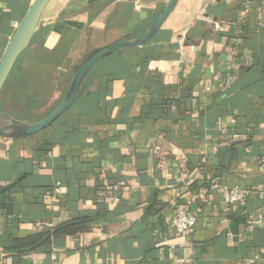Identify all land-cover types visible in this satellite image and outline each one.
<instances>
[{"label": "crops", "instance_id": "0c3cea01", "mask_svg": "<svg viewBox=\"0 0 264 264\" xmlns=\"http://www.w3.org/2000/svg\"><path fill=\"white\" fill-rule=\"evenodd\" d=\"M169 1L51 0L0 112L52 111L90 57L144 31ZM32 2L0 0V60ZM56 121L40 150L0 139V190L19 181L11 213L0 211V264H264V224L246 226L264 213V0H179L149 42L98 62ZM234 187L250 195L226 213L223 188ZM185 207L198 216L176 234ZM83 216L94 218L86 234L2 254Z\"/></svg>", "mask_w": 264, "mask_h": 264}, {"label": "water", "instance_id": "95a60500", "mask_svg": "<svg viewBox=\"0 0 264 264\" xmlns=\"http://www.w3.org/2000/svg\"><path fill=\"white\" fill-rule=\"evenodd\" d=\"M50 1L33 0L26 15L10 38L0 60V93L17 59L30 46L40 23L41 16ZM178 1L170 0L157 19L141 33L122 39L90 57L73 76L61 103L45 118L34 124H27L14 120L7 114L0 112V121L4 120L5 122V124L0 126V139H22L50 127L74 103L84 78L98 62L121 49L140 47L149 42L161 29Z\"/></svg>", "mask_w": 264, "mask_h": 264}, {"label": "trees", "instance_id": "16d2710c", "mask_svg": "<svg viewBox=\"0 0 264 264\" xmlns=\"http://www.w3.org/2000/svg\"><path fill=\"white\" fill-rule=\"evenodd\" d=\"M95 1L92 2L94 4ZM90 71L84 78L87 79ZM83 82L81 84V87L79 91H81ZM78 95V94H77ZM18 102H21V104L28 110L29 109V100H26L25 98L22 100H18ZM61 103V102H60ZM59 103V104H60ZM58 104V105H59ZM58 105L54 108H57ZM54 110V109H53ZM52 110V111H53ZM52 111L46 112L44 114H34L32 117H30L29 113L30 111H27V114L22 115V113H15L13 118L14 120L21 121L27 124H34L41 119L45 118L47 115H49ZM68 111V110H67ZM65 111V112H67ZM65 112L63 114H65ZM26 115H29L26 117ZM18 116V117H17ZM17 117V118H15ZM21 118V119H20ZM20 119V120H19ZM58 121H55V123ZM52 126V125H51ZM51 127H48L47 129L34 134L32 136L26 137L27 139H33L35 141V150H40L42 147L47 145L49 142L47 140L48 132ZM47 135V136H46ZM19 181H15L8 186L2 188L0 190V211L11 213L12 208V199L11 194L13 193L16 184ZM94 223L93 217H79L76 219H72L66 222H63L57 226H54L50 230H44V229H37L36 232L27 235L25 237L20 238H13L10 242V245L2 249V254L5 256H12L16 258H20L22 256H27L36 253L41 248L49 245L54 239L60 238V237H68V236H76L81 234H86L91 230V226Z\"/></svg>", "mask_w": 264, "mask_h": 264}, {"label": "built area", "instance_id": "2783aa9c", "mask_svg": "<svg viewBox=\"0 0 264 264\" xmlns=\"http://www.w3.org/2000/svg\"><path fill=\"white\" fill-rule=\"evenodd\" d=\"M214 29L216 31H222L224 27L219 23H214ZM209 91L210 88L206 87ZM261 171L264 173V157H262ZM220 186L218 184L211 185L210 189H218ZM222 188V187H221ZM224 192V204L225 212L228 213L233 207L241 205L246 198L250 195V190L242 189L239 187H234L231 189L223 188ZM257 196L260 199L264 198V192H258ZM204 196L200 195L199 199L203 200ZM198 213L196 211H190L186 207L178 209L171 219V229L176 234H187L194 226ZM264 224V213L248 214L246 217L247 230L253 228L254 226H261ZM39 226V225H38ZM230 235V234H229ZM255 260H259L256 257ZM264 261V259H262Z\"/></svg>", "mask_w": 264, "mask_h": 264}, {"label": "rangeland", "instance_id": "374dc122", "mask_svg": "<svg viewBox=\"0 0 264 264\" xmlns=\"http://www.w3.org/2000/svg\"><path fill=\"white\" fill-rule=\"evenodd\" d=\"M3 124H5V122H4V120H1L0 121V126L3 125Z\"/></svg>", "mask_w": 264, "mask_h": 264}]
</instances>
